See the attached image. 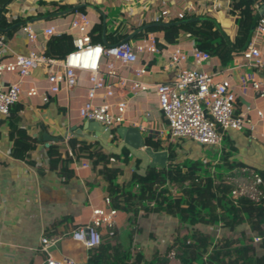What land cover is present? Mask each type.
I'll return each mask as SVG.
<instances>
[{
    "label": "crops",
    "instance_id": "obj_1",
    "mask_svg": "<svg viewBox=\"0 0 264 264\" xmlns=\"http://www.w3.org/2000/svg\"><path fill=\"white\" fill-rule=\"evenodd\" d=\"M39 1L70 5L87 3L99 10L105 8L100 10L105 16L109 12H117L112 22L113 28L117 24L125 26L127 22L137 25L140 19L143 24H150V17L163 9L172 14L187 13L185 8L192 4L196 11L207 12L230 37L234 31V17L229 14L228 0H13L7 6V15L24 19L33 17ZM88 15L95 24L99 22L93 12ZM38 18L40 17L32 19L27 25L37 34L35 42H29L22 28H19L11 37L4 38V56L27 55L32 48L45 53L50 37H44L42 30L51 27L55 35H59L69 21V15L51 21H37ZM146 38L163 43L162 32L151 33ZM175 49L190 55L194 42L184 40L179 44L159 49L157 54L140 56L139 63L134 64L131 71L143 64L146 65L148 73L141 77V81L147 84L170 83L179 71L177 67L169 64V54ZM260 49L264 54V39L260 43ZM183 66L215 75L216 83L224 79L229 80L236 95V114L243 115L251 125L241 131H227L221 147L204 146L188 139H179L173 143L176 145V161L190 159L206 163L208 160L209 166L214 165L216 172L222 171L225 176L230 174V170H225V166L233 162L239 163L240 167L235 168L229 180L239 186L242 198H247L254 207L264 210V179L259 175L260 172L264 173V138L261 137L264 133V102L257 98L250 87L245 89L241 86L245 81L264 79V69L251 68L239 53L233 55L226 66H222L217 57H211L200 66L188 57ZM121 71L126 77L136 78L123 68ZM45 78V68L34 69L30 76L23 80L19 101L14 106L18 108L21 118L18 124L20 135L37 140L36 148L28 153L27 160H14L10 157L12 143L8 136L9 128L4 121L0 124V264H41L45 258L40 252L42 235L60 238L49 248L54 259L67 257L76 263L86 264L90 252L86 253L80 243L69 238L68 233L88 223L93 208L104 207L105 186L92 182L90 162L80 159L78 164H85L84 167L75 169L71 163L65 172L59 169L52 171L48 168L46 142L43 140L44 134L56 139L49 145L59 143L66 157V142L72 138L68 134L70 129L81 128L84 123L78 116V110L86 98L87 74L78 73V84L71 92L64 90L56 96H49L48 101L44 103L41 96L47 88ZM4 80L6 83L16 82L18 78L15 75H5ZM31 88H35L38 95L28 97L27 93ZM100 99L99 95L97 101H101ZM119 100H127L125 92L119 91L113 99L107 101L114 103ZM258 111L263 113V118L257 116ZM145 112H151V117L145 124V135L153 140L165 142L168 125L157 108L155 96L151 93L129 99L121 126L135 127L145 122ZM3 119L4 117L0 116V120ZM66 134L68 136L65 138ZM110 142L113 146L119 144L117 138H111ZM205 147L208 148L209 156L203 151ZM133 163L136 164L137 161L130 156V163L123 166L124 174L117 179V183H123L130 178ZM254 176H258L261 182L257 183ZM114 215V235L123 250L128 252L130 262L139 254L143 256L138 264H188L193 254L190 252L198 253L191 264H202L206 262L207 257V254H200L202 242L206 241L204 236L209 237L208 243L213 244L223 238L235 242L231 248L250 245L258 256L264 252L260 248L263 237L258 229L252 228L258 225L257 219L245 212H242L241 223L232 229L224 224L220 226V222L214 225L199 222L191 226L180 223L178 217L163 213L143 216L139 211L133 220H128V214L121 211H114ZM182 258H185L187 263L180 262Z\"/></svg>",
    "mask_w": 264,
    "mask_h": 264
},
{
    "label": "trees",
    "instance_id": "obj_2",
    "mask_svg": "<svg viewBox=\"0 0 264 264\" xmlns=\"http://www.w3.org/2000/svg\"><path fill=\"white\" fill-rule=\"evenodd\" d=\"M12 1L0 0V35L5 38L11 37L14 31L26 27L32 19L37 17L51 21L63 17L59 13L71 8H75L72 13L82 14H88L94 10L99 14V23L95 24L90 32L91 42L94 44L113 46L124 41L130 33H134L131 40L136 41L146 38L151 33L162 32L163 43L154 39L158 49L162 50L168 45L191 40L194 42V48L207 52L210 57H217L222 66H226L232 60L233 55L247 47L256 28L253 22L259 17V9L264 6V0H228L229 14L234 17V31L230 37L207 12L201 10L196 11L195 14L185 13L182 19L170 20L167 22L170 25L166 26H152L139 32L137 30L146 24L136 25L127 22L125 26L117 24L109 32L106 24L105 28L102 24V18L106 17L104 13L87 3L70 5L59 4L55 1H39L35 15L24 19L7 15V6ZM191 18L199 19L183 24L178 23ZM16 24L19 26L13 28ZM103 30H105V42L102 40ZM222 32L226 35L230 45L222 36ZM73 49L71 36L59 34L50 37L45 53L48 57L61 59ZM14 106L15 104L11 107L9 116L0 120V124L4 121L9 128L8 136L12 143L9 150L10 157L14 160H27L28 153L35 150L37 140L20 135L21 130L18 124L21 118L18 108ZM166 138L163 142L146 137V145L154 151L167 150L166 168H147L144 176L132 171L130 178L123 183H117V179L124 174L123 166H128L130 163V154L126 149L122 150L121 155L115 156L103 151L97 142L72 137L66 143L75 161L86 159L90 162L93 173L92 182L105 186V197L110 200L109 207L113 211L127 213L128 220L136 218L140 211L143 216L163 213L178 217L180 223L191 226L199 222L212 225L222 222L232 229L241 223L242 212H245L257 219L258 225L252 228L258 229L263 237L260 248L264 251L263 208L254 207L247 198H242L241 195L236 198L231 197L232 191L237 189V186L229 180V177L234 174L235 168L240 167V164L233 162L225 166V170H230V174L226 176L222 171L208 174L210 166L202 161L186 159L183 162H177L174 149L176 145L169 142L168 135ZM45 150L48 168L52 171L59 169L65 172V169L73 162L64 157L59 143L51 144ZM136 161L135 170L139 165V160L136 159ZM259 175L264 179V173L260 172ZM195 235L197 236L198 233ZM204 238L206 241L202 242L200 254H207V258L202 264H264V252L258 256L254 247L250 245L231 248L235 243L231 240L222 238L212 244V242H207L208 236ZM196 255L198 253L192 254L188 264H191ZM141 257L143 256L139 254L133 262H130L128 252L123 250L121 243L112 233L104 235L100 245L90 251L86 264H138ZM180 262L187 263L185 258H182Z\"/></svg>",
    "mask_w": 264,
    "mask_h": 264
},
{
    "label": "built area",
    "instance_id": "obj_3",
    "mask_svg": "<svg viewBox=\"0 0 264 264\" xmlns=\"http://www.w3.org/2000/svg\"><path fill=\"white\" fill-rule=\"evenodd\" d=\"M187 13L195 14L196 8L188 4ZM184 12L170 13L167 9L155 13L150 17L151 23H163L174 19H182ZM139 20L138 24H142ZM99 23V22H97ZM95 25L88 14L79 12L69 14L66 28L60 34L69 33L74 49L61 59L48 57L46 53L35 48L29 49L27 55L11 54L4 56L5 37L0 35V116L8 117L11 107L19 101L21 85L26 77L36 68L46 69L45 94L41 100L45 103L49 96L58 95L62 91L71 92L78 84V73L87 74L86 98L78 110V116L83 122L95 121L105 128L114 129L124 122L129 99L151 93L156 98V105L168 125L170 143H176L179 139H188L204 146L221 147L224 135L229 130L241 131L251 125V122L243 115L236 114V95L229 80L224 79L215 82V75L206 74L204 71L194 68H186L188 57L196 65H202L210 60V55L205 51L194 48L190 55L175 49L169 54V64L178 68V74L170 83L147 84L141 81V77L148 73L146 65L131 71L134 64L139 63L140 56L154 55L158 48L152 38H142L130 43L121 41L113 46H105L100 43H92L90 32ZM29 42H35L37 38L29 26L22 27ZM44 37L55 35L53 28L42 30ZM264 39V15L256 22L247 47L239 53V56L253 69H264V54L260 49V43ZM121 68L129 71L136 77L131 79L122 74ZM5 75H15L16 82L6 83ZM242 88L250 87L257 98L264 102V79L243 82ZM125 92L127 100H119L111 103L117 92ZM28 97L38 95L35 88L27 93ZM101 101H97L98 97ZM124 94H122L123 96ZM259 118H263L261 111L257 112ZM151 112H145L142 122L135 126L141 133L146 132L147 119ZM264 138V133L261 136ZM66 157L71 159L75 169L84 167L78 164L68 149ZM113 161V159H111ZM257 183L261 180L254 176ZM239 186L232 191L231 197L240 196ZM103 209L93 208L88 223L78 226L68 233L71 240L82 245L86 253L97 248L102 237L114 233L116 229L114 211L109 207L110 200L103 199ZM223 226V223H219ZM60 240L59 237L48 238L42 235L40 238V252L45 256L41 264H79L73 260L62 257L54 259L49 248Z\"/></svg>",
    "mask_w": 264,
    "mask_h": 264
},
{
    "label": "water",
    "instance_id": "obj_4",
    "mask_svg": "<svg viewBox=\"0 0 264 264\" xmlns=\"http://www.w3.org/2000/svg\"><path fill=\"white\" fill-rule=\"evenodd\" d=\"M75 8H71L59 13V15L64 16L71 14ZM259 16H262L264 12V6L259 9ZM199 18H191L189 20H184L178 23H187L193 22L198 20ZM258 19V18H257ZM257 19L254 20V25L257 22ZM42 18H38L37 21H41ZM102 24L105 28V17L102 18ZM170 25L169 23H152L147 24L143 27H140L137 31H144L145 29L152 27V26H166ZM19 24L13 26V28L18 27ZM218 26V25H217ZM219 27V26H218ZM105 30L102 33V40L105 42L104 38ZM130 34L124 41H130L132 39V35ZM222 36L225 38L228 45L230 42L226 38V35L222 32ZM72 137L81 138L86 141L90 142H97L99 143L100 147L103 151L107 154H112L115 156H119L122 153L123 149H126L130 156L134 159L140 161L138 168L135 170V163L132 165V171H135L136 174L140 176H144L146 173L147 168H166L168 164V152L166 150L162 151H154L150 146L146 145V136L145 134L141 133L136 127H125V126H118L114 129L105 128L104 126L100 125L95 121H86L82 124L81 128L72 127L68 133ZM68 135L66 134L65 138ZM117 138L119 140V144L117 146H113L110 142L111 138ZM150 138V137H149ZM43 140L46 142L45 147H48L49 144L56 139L47 136L46 134L43 135Z\"/></svg>",
    "mask_w": 264,
    "mask_h": 264
},
{
    "label": "rangeland",
    "instance_id": "obj_5",
    "mask_svg": "<svg viewBox=\"0 0 264 264\" xmlns=\"http://www.w3.org/2000/svg\"><path fill=\"white\" fill-rule=\"evenodd\" d=\"M97 9V8H96ZM97 10H99V8L97 9ZM100 10H105V8L104 9H102V8H100ZM115 13H117V12H115ZM115 13H111L110 14V12L108 13V15L106 16V29H107V31H109V32H111L112 30H113V26H112V22H113V20H114V18H115V16H117ZM93 14L96 16V17H98L99 16V14H98V12L97 11H94L93 10ZM119 14V13H118ZM105 15V14H104ZM134 41L133 40H130V43H133ZM203 151L206 153V156H209V152H208V148H204L203 149ZM207 161V162H206ZM206 161H204V162H206V163H208V164H210L209 162H208V160H206ZM212 165V164H211ZM210 172H216V169H215V166L214 165H212V166H210V170H209V172H208V174L210 173ZM203 173V172H202ZM240 184V182H238V185ZM176 194V192L174 193V195ZM189 253V252H188ZM190 253H193L194 254V252H190ZM189 253V255L191 256V254ZM207 258V257H206Z\"/></svg>",
    "mask_w": 264,
    "mask_h": 264
}]
</instances>
